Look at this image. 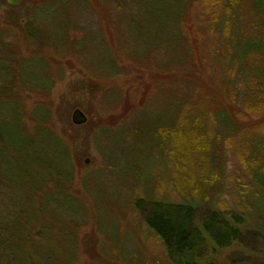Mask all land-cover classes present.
Instances as JSON below:
<instances>
[{
  "label": "rangeland",
  "instance_id": "1",
  "mask_svg": "<svg viewBox=\"0 0 264 264\" xmlns=\"http://www.w3.org/2000/svg\"><path fill=\"white\" fill-rule=\"evenodd\" d=\"M33 1L37 0L22 4L21 0L16 4L0 0V56L6 54L15 73L19 58L41 56L54 80L50 96L36 93L29 85L28 90L18 83L16 87L22 124L28 131L32 133L35 126L31 110L44 102L51 111L50 127L55 135L80 153L71 189L87 209L85 217L77 218V264H170L133 201L146 196L173 202L185 196L197 199L202 208H237L243 203L242 184L251 181L242 162L249 151L243 137L258 132L254 126L264 117V98L252 92L253 101L244 107L243 100L232 98L243 84H228L235 71L226 65L232 57L239 61L240 52L250 48L243 32L252 31L247 9L253 0H140L142 8L124 0H70L64 10L71 19L68 50L61 51L46 44L30 47L21 31L25 18L18 25L9 24L6 4L27 12L34 7ZM236 8L234 19L229 15ZM61 12L56 10L54 22H62ZM233 21L239 22L243 33L235 34L234 44L229 33ZM219 22L221 29L216 26ZM260 65L251 57L245 82ZM218 102L231 106L238 113V124L245 126L231 141L212 118ZM256 103L257 110L249 109ZM76 107L87 116L84 124L71 121ZM170 117L177 123L175 132L181 120H198L200 131L219 149L186 147L190 139L177 137L175 132L169 136L168 147L158 149L154 138L144 133L148 134L157 119L162 123ZM16 127L10 117L0 118V138L9 147L16 140ZM6 150L0 179L3 212L11 205L7 198L30 197L33 180L54 172V168L35 171L33 165L17 161ZM205 154L214 161L202 166ZM253 203L255 220H248L246 241L222 251L218 264H264V199ZM35 230L30 228L32 236ZM195 262L199 264L201 258L195 255Z\"/></svg>",
  "mask_w": 264,
  "mask_h": 264
},
{
  "label": "trees",
  "instance_id": "2",
  "mask_svg": "<svg viewBox=\"0 0 264 264\" xmlns=\"http://www.w3.org/2000/svg\"><path fill=\"white\" fill-rule=\"evenodd\" d=\"M24 1L21 0L20 4ZM124 1L132 5L135 3L142 8L140 0ZM33 3L34 7H31L30 11L23 12L18 9V5L3 2L8 7L6 15H8L9 24L18 25L21 17L26 19L21 31L30 47L39 48L46 44L59 51L68 50L67 27L70 22L68 20L71 19L67 13L64 14V10L68 9L71 1L37 0ZM263 8L264 0H253L248 6L247 12L253 21L250 33L243 32V34L241 25L239 26V22L236 21L231 23L232 27L229 29L230 36L234 38L232 44L235 42V34L238 31L244 35L243 38H246L245 45L251 43L247 51L240 52L239 61L232 57L229 59L230 63L226 65L234 67L235 71L234 77L228 84L231 83L232 87L238 82L243 84V88H239L241 91L237 90L235 96L231 95L232 98H238L241 102L243 100V107L250 101L252 92L264 98ZM56 10L62 11L64 17L62 22L56 23L52 20L56 19ZM230 12L229 16H234L236 19L238 9H232ZM4 24H7L6 18ZM216 26L219 29L223 28L221 22L216 23ZM229 50L231 51V48ZM251 57H256L261 65L250 81L248 79L245 82L246 66ZM6 58V54L0 56V75H2L3 84L0 87V118L10 117L17 127L13 132L16 140H13L10 147L0 138V165H4L0 170V179L3 171L5 172L6 149H9L17 161L23 160L33 165L35 171L54 168V172L33 180L34 188L30 197L22 198L21 196L22 200L18 197L16 201L7 198L12 209L6 208L3 212L0 208V264H77L79 255L77 218L85 217L87 209L71 189L76 163L80 165V153L73 152L67 142L55 135L50 127L51 111L44 102L36 103L31 110L30 114L35 122L32 133L22 124V102L17 94L20 90L17 89L16 83L27 90L30 88L29 85L36 93L43 96H50L54 85V80L46 70L43 58L41 56L19 58L15 62L16 73L10 68L11 60ZM111 61L112 59H110L112 67L114 62ZM225 89L230 88L225 87ZM226 104L218 102L212 118L219 125V130L226 136V140L231 141L233 135L245 126L238 124V113L231 111L233 108ZM256 106H259V103L250 106L249 109L257 110ZM172 119L170 117L168 122L162 123L157 119L148 134L143 131L146 137L154 138L158 149H165L169 145L167 141L170 140V135L173 136L177 125ZM258 120L259 123L254 126L258 132H250L253 135L243 137L245 149L249 151L244 158L242 157V162L246 165L244 170L251 181L242 184L245 188L240 192L243 201L241 206L239 204L237 208H234L218 205V207L202 208L197 199L185 196L173 202H162L157 198L146 196L136 197L133 201L135 211L140 213L147 229L160 241L170 264H198L195 262V255L201 258L199 264H218V255L222 251L233 246H241L246 241L244 234L249 226L248 220H255L252 214L253 202L264 199V117L260 116ZM195 121L189 123L181 120L175 132L177 137L182 135L190 139L188 142L185 141L186 147L219 149L212 143L210 137L206 138L205 133L200 131L198 120ZM195 128L199 133H196ZM24 147L32 149H21ZM136 147V145L133 146V148ZM71 156H74V161ZM213 161L211 155L209 158L205 154L201 160L202 166L206 162L212 164ZM30 169L33 172L31 167ZM161 208L165 210L159 212ZM32 227L36 228L33 236L30 234Z\"/></svg>",
  "mask_w": 264,
  "mask_h": 264
},
{
  "label": "water",
  "instance_id": "3",
  "mask_svg": "<svg viewBox=\"0 0 264 264\" xmlns=\"http://www.w3.org/2000/svg\"><path fill=\"white\" fill-rule=\"evenodd\" d=\"M20 0H7V2L9 4H16L18 3ZM22 22L24 21L23 19L21 20ZM71 121L73 124L75 125H81L84 124L87 121V116L85 115V113H83V111L79 108H74L72 113H71ZM89 159L86 158L84 160V163H88Z\"/></svg>",
  "mask_w": 264,
  "mask_h": 264
}]
</instances>
